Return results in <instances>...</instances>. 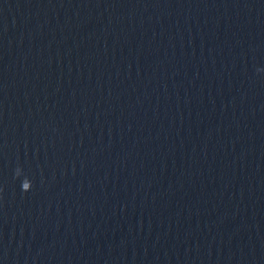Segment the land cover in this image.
Masks as SVG:
<instances>
[{
  "label": "water",
  "instance_id": "95a60500",
  "mask_svg": "<svg viewBox=\"0 0 264 264\" xmlns=\"http://www.w3.org/2000/svg\"><path fill=\"white\" fill-rule=\"evenodd\" d=\"M0 264H264V0H0Z\"/></svg>",
  "mask_w": 264,
  "mask_h": 264
},
{
  "label": "clouds",
  "instance_id": "9594fccd",
  "mask_svg": "<svg viewBox=\"0 0 264 264\" xmlns=\"http://www.w3.org/2000/svg\"><path fill=\"white\" fill-rule=\"evenodd\" d=\"M22 190H23V188H22ZM24 191V190H23Z\"/></svg>",
  "mask_w": 264,
  "mask_h": 264
}]
</instances>
